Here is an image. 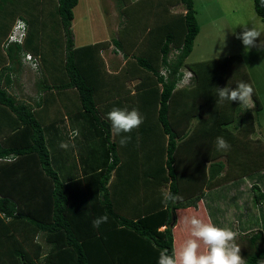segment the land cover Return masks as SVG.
<instances>
[{
  "label": "trees",
  "instance_id": "obj_1",
  "mask_svg": "<svg viewBox=\"0 0 264 264\" xmlns=\"http://www.w3.org/2000/svg\"><path fill=\"white\" fill-rule=\"evenodd\" d=\"M52 1V26L57 29L61 26L66 37L64 46L59 48L60 51L65 49L64 66L60 69L68 78L64 84L76 88L81 102V110L72 114L70 121L76 123L81 119L83 124L77 123L79 128L75 130L73 143H70L67 130L62 134L57 122L41 124L31 106L17 100L0 86V264H157L161 252H179L190 238V227L183 223V219L193 216L194 211L191 210L201 206L204 188L209 190L224 181L264 167V151L258 146L260 139L251 137L253 112L242 109L235 101H220L223 109L214 107L216 99L210 93L215 85L214 66L225 65L224 70L234 66L240 71L243 82L249 83L243 77L246 74L242 56L232 54L207 62H186L199 32V23L193 0H172L181 4L184 11L179 18L170 15L162 37L153 35L155 46L150 49L158 51V58L148 54L136 56L133 60L153 78V86L147 89L149 93L146 92L149 84L136 85V91L140 93L143 105L155 100L152 103L154 109L149 113L157 122L154 129H161L162 132L158 131L165 137L164 151L158 164L155 160L150 161L151 168L137 162L120 164L116 143L111 140L110 121L100 115L95 105V82L91 80V74L99 69L97 63H93L94 54L110 43L114 50H121L124 57L129 55L119 37L75 48L71 20L72 9L78 0ZM252 1L254 11L264 21V0ZM15 12L0 11V35L1 29L6 27L2 20ZM27 26L25 40L9 46L7 50L11 58L17 50L26 49L37 54L38 60L50 67L47 72L39 71L46 78L51 68H60L57 67V58H46L43 49L39 48L36 32L31 30L30 24ZM84 58L90 61L83 62ZM182 68H187L192 74L187 85H182L185 90L183 87L176 89L183 75ZM130 77H133L132 71L129 76H124L125 79ZM42 83L49 84L48 80ZM196 84L202 91V100L198 98L202 101L200 107L209 106L210 115L206 121L208 112L201 113L197 123L190 126V118L199 109V104L195 105L192 100ZM231 88L235 87L232 85ZM188 96L190 98L185 102ZM253 100L255 110H258L260 106L255 93ZM233 121L230 131L227 125ZM147 124L144 121L139 129L152 128ZM217 137H223L235 146H241L238 142H243V152L252 146L240 154H245L246 161L250 163L240 172L247 171L236 174L237 171L224 169L221 161L215 160L224 154L223 151H214ZM132 140H135L134 135L130 142ZM63 141L64 145L59 143ZM75 145L78 148L76 159L72 151ZM225 156L230 158V155ZM238 163L235 165L239 166ZM123 165L126 169H139V176L146 182H150L149 178L153 176L154 185L162 188L159 195L150 192L141 199L147 208L145 206V212L135 217L121 214L115 208L121 202L114 199L115 192H109L112 173L115 175ZM131 177L138 175H123L126 181ZM169 191L179 197L174 203L163 199V194ZM250 191L253 202L263 205L264 192L260 187L252 184ZM103 215L108 216V222L94 228L93 220ZM203 220L206 221V216ZM248 246L250 251L244 255L246 264H264V238L260 230L248 235Z\"/></svg>",
  "mask_w": 264,
  "mask_h": 264
},
{
  "label": "rangeland",
  "instance_id": "obj_2",
  "mask_svg": "<svg viewBox=\"0 0 264 264\" xmlns=\"http://www.w3.org/2000/svg\"><path fill=\"white\" fill-rule=\"evenodd\" d=\"M91 1L93 4L91 3ZM134 1L135 0H79L78 3H80V6L82 3V5H84V7L87 9L83 8V11L80 14L75 11L73 15L74 19L71 20L75 21L74 25H72L71 27L72 36H75L77 38L75 40V44L83 45L95 42L92 41V39L89 37L80 38L78 36L80 31L82 33L87 32L88 36H90L92 32H96L95 34L98 36V38L104 36V39L108 41L112 38H115V36L116 38L119 37L120 40H122L123 48L126 51L131 49L132 45L136 46V48H134V52L131 53L134 54V57H130L131 60H135L136 56H141L138 51H141L144 46H147L148 44L154 42L148 40V31L151 29L154 30V28L156 29L158 26L155 25H157L158 23L167 21L169 15L168 13H166L167 11H170L171 14L173 13V11H180L182 5L173 3L172 0H141L138 4H144L146 3V1L148 3L152 1H159V6H164L163 10H157L155 15H150L147 12L145 15H142V13L144 12V7H142L143 11L141 12L138 11V9L141 8L140 5H137L134 10L129 7L128 2L132 3ZM193 2L194 8L196 10L197 21L199 23V32L194 38L193 47L186 58V62H196L203 60L207 62L232 54H240L242 56L246 74H243V77H246L247 82L251 83L252 87L254 88L255 96L258 97L259 102L261 103L260 109H252V111L254 112L255 124L257 125V129H259V133L255 134V136L260 139V144L258 146L264 151V51L257 50V48L253 47L251 50L245 52L242 41L240 39H237L236 36V34L244 30V25H247V27H254L261 32L262 35L260 38H258V42L260 39L264 40V21H262L254 11L252 0H193ZM88 3H90L89 6L86 5ZM2 4L3 5H0V8L1 6H3L0 10L1 13H9V11L17 10L20 12L19 15L27 21L28 25L30 24L31 30L34 33L36 32V38L41 39V41H39V44L42 46L46 58L48 56V60L54 59V57L58 58V60L61 59V52L59 48L61 47V44H63L66 40V37L64 36L62 29L56 32L57 28H53L52 26L51 22L54 16V5L52 0H18V2L14 3H10L9 1L6 2V0H4ZM6 4H9L10 6L8 7ZM133 15L135 17H133ZM6 19L8 20V17H6ZM157 31L159 32L160 30L156 29L155 32ZM60 37L62 38V41L60 40ZM62 51L65 56V49L63 48ZM108 52H110L109 49H107L105 53L100 52V58L96 57L99 70L104 75H106V73L102 68L104 65L102 56L103 54H106ZM142 53L146 54L149 53V51L147 49ZM229 67L227 68L228 70H224L225 65H219L216 67L214 66L213 84L215 85L210 93H212V97L216 99L214 107L218 106L220 109H223V105L220 104V100L218 98V87L223 88L227 86L231 88L232 85L236 87L239 82H243L242 78L240 77V71H237L238 68H235L234 66L230 68ZM12 69H14V67H12ZM31 69L23 68L22 70L24 75L29 79V82L32 81L33 76L36 75L35 73L39 72V68ZM128 69L129 67L126 69V71H122L120 73L121 84H125L126 90H133V81H131L130 79L129 81L128 79L124 78V76H129L130 72H128ZM183 70L184 72L186 71L185 68H183ZM228 71L230 72L228 73ZM95 78L96 77H94L93 79L95 80ZM102 78L104 80V77ZM102 78L99 77V79L101 80ZM99 79L95 83L98 84ZM199 84H201V82ZM109 85L110 91L112 84ZM150 86L152 87L153 85L149 84L146 88V92L148 93L149 90L147 89H149ZM177 86L183 87L176 85V87ZM198 87L199 86L197 84L194 87L192 100L195 101V105L199 104V109L197 113H195L194 116L190 118V121L192 118H197L198 121L201 118L200 114L207 113L209 110V106L207 105H203V107H200L202 101L198 100V98L202 100V91L198 89ZM183 88L185 90V87ZM139 94L136 93L132 96V103H134L133 108H135L136 103L140 104L138 105L137 109L139 110V112H147L145 121L146 123L150 124L152 128H145L144 130L138 128L133 132L127 134L130 135L131 138L134 135L135 140H132L123 147L119 144L120 137L117 136V138H115L112 130L111 140H114V142L116 143L118 156L120 158V164L127 162H137L139 164L145 165V168L146 166H150L151 168L152 164L150 161L153 162L155 160V163L157 164L160 162L162 156L161 153L163 152L162 149L165 142L163 135L161 136L159 133V131L162 132L161 129H158L159 131L154 129L157 128V122L155 123L152 117H150V113H152L154 109L152 103H154L155 100H152L148 102V104L143 105L141 104V96ZM124 95L128 96L129 93L126 92V94ZM196 95L198 96L196 97ZM149 97L151 98V95H149ZM189 98L190 97L188 96L184 99V101L186 102V100ZM182 101L183 100H181V102ZM209 115L210 112H208L207 117H209ZM227 129L230 130V128L228 127ZM251 137L256 138L252 135ZM158 139H160L161 141H158ZM227 142L230 144V149L228 151H223V153L225 155H230V158L226 157L224 154L222 155V158H224L223 161L221 160L223 167L231 168V172L240 171L243 168H248L250 166L249 161H246L244 156L245 154L241 156L240 154L246 153L252 146L248 147L243 152V150L245 149L244 148L242 150V148L244 147L243 142H238L239 144H241V146H238V144L236 146L233 144L231 145V141ZM245 145L248 146L247 143ZM254 148L258 149L257 147ZM238 150H241V152L239 153ZM214 151H218L216 142ZM232 158L234 160H232ZM215 160H220V158H216ZM255 160H257V158H255ZM236 162H239V166L235 165ZM204 163L206 164V166H208L207 162ZM126 167H128V165H126ZM126 173L138 175V177H131L126 181L123 178V175ZM139 173V169H126L125 165L118 169L115 175L112 173V177L109 180V192H115V200L119 201L117 194H122L123 197L129 200L135 208H138L139 206L144 208L146 205L141 199H144V197L147 196V193L150 194V192H154L156 195H159L162 192L160 191L162 189L161 187L158 188L156 185H154L155 182L153 181H155V178H153V176L149 178L151 179L150 183L149 181L146 182L144 180L145 178L140 177ZM204 189L205 192L208 191L206 190V188ZM225 190L226 189H220L218 191V198L220 197L221 199H224L221 208L218 209L217 206H212L213 211L210 212V214L208 213L211 220L214 219L213 223H217V220L219 221L220 218H223L224 224H227V222H231V212H226L228 210L229 204L231 203L226 199L227 197ZM214 192L215 191L210 190L211 194H213ZM239 197L237 198L238 200H240ZM232 205H234V207L237 209V211L233 210L232 213H240L249 206L243 204L242 201H239V205H236L234 201H232ZM253 205L255 206V203ZM259 208L260 209H258V214L264 213V204L260 205ZM194 215L200 218L201 215L203 216V213H201V210L199 211L198 208L197 210H195ZM248 215L251 217L250 220L253 224L249 227L251 230H246L245 232L235 231L237 233L236 242L240 245L241 255L243 257L245 253H248L250 251V248H248V235L253 233V231H256V228L259 229L258 227L260 226V224L257 223L258 221H256L257 218L254 211H249ZM254 221L256 223H254ZM239 233H245V235L240 236Z\"/></svg>",
  "mask_w": 264,
  "mask_h": 264
},
{
  "label": "crops",
  "instance_id": "obj_3",
  "mask_svg": "<svg viewBox=\"0 0 264 264\" xmlns=\"http://www.w3.org/2000/svg\"><path fill=\"white\" fill-rule=\"evenodd\" d=\"M1 1V0H0ZM79 1V0H78ZM73 7L72 11H73V15L76 12H78V14H80L83 11L84 5L80 6V3H78ZM141 0H135L132 3L128 2L129 7H131L133 10L135 9V7L137 5H140L141 8L138 9L139 12L143 11L142 7H144V12L142 13V15H145L146 12L149 13L150 15H155L156 11H161L163 10V7L159 6V1H152V2H147L146 3H141L138 4ZM144 1V0H143ZM170 1V0H168ZM92 3V1H91ZM93 4V3H92ZM179 4V3H177ZM86 5H90V3L86 4ZM164 5V4H163ZM170 6V5H169ZM87 9V8H85ZM148 10V11H147ZM151 10V11H150ZM184 11L183 7H181L180 11H173V14H171L170 11H167L166 13H168V19H171L170 15H173L172 18H179V14L182 13ZM20 12L16 10V12L14 13L13 16L8 17V20L5 18V21L2 20L4 22V26L6 24V27L3 28V30L1 29V35H0V86L2 88H4L9 94H11L12 96H14L17 100L22 101L27 103L29 106H31V108L34 110V113L36 114L37 118L39 119L41 124H51V123H58V127L61 130V133L63 134L64 131L67 130V133L69 134V138L68 140H70V143H73V137L76 134V129L79 128V125L83 124V121L80 119L79 122L76 123H72L70 121V117L72 116V114H74L75 112H79L81 110V102L79 99V94L77 93V90L75 87H68L65 86L64 82L68 81L67 75L64 73V71L60 70L61 68H63V55L64 53L62 51L61 52V59L56 60L57 62V67L60 68H56V69H52L49 70L50 72H48L47 75V79L43 78L40 75V72H36L35 76H33L32 81L29 82V79L27 78V76L24 75L23 73V68H32L30 66V64L27 62L26 58H25V54L26 53H30L33 56L37 57V54L33 53L32 51L29 50H17L16 53H12V58L10 57V54L7 50V48L11 45L15 46V42H11L6 44V37L9 33V31L11 30V28L13 27L14 23L16 22V20L18 18L23 19L22 17H20ZM138 16V15H137ZM100 17V16H99ZM133 17H135L133 15ZM74 19V16L72 18V20ZM167 19V20H168ZM25 20V19H23ZM104 21V20H103ZM75 21H71V27L72 25H74ZM26 23V21H25ZM166 24V22L162 21L161 23H158L155 26H158L160 28H156L159 29L160 31L155 32V28L154 30L151 29L148 31V40L149 41H154L153 39V35H159L160 37L163 36L164 34V25ZM28 24L26 23V26ZM114 25V22H113ZM27 28L26 27V33L24 36V40L25 37L27 35ZM166 28V27H165ZM60 29H62V27L60 26L58 29H56L58 32ZM151 31V33H150ZM264 31V29H263ZM96 32H92L90 36H88V33H82L81 31L79 32L78 36L81 37H89L92 39V41H95L93 43H87V44H83V45H76L75 44V40L77 39L75 36H73V44L75 48H79L88 44H95V43H99V42H103L106 41V39H104V36L98 38V36L95 34ZM160 37H158L160 39ZM116 38V36H115ZM157 38V39H158ZM104 39V40H103ZM23 40V41H24ZM60 40L62 41V38L60 37ZM97 40V41H96ZM39 41H41V39H39ZM108 41V40H107ZM158 41V40H157ZM63 43V42H62ZM20 44V43H18ZM62 46H64V44H61V48ZM155 44L152 43L148 44L147 46H144L143 49L141 51H138L141 55L145 56L146 54H151L154 55L156 58H158V51L156 52V49H150L152 47H154ZM39 48H42V46L39 44ZM134 48H136V46L132 45V48L129 49L127 51L129 57H124L122 56L123 53L121 50L115 49L114 50V46L113 44H109L108 46L102 48L101 50H99L98 54H94L96 57L98 56L100 58L101 53H105V51H107V49H109L110 52L103 54L102 56V61L104 63L103 65V71L106 73V75L102 74L101 71L98 69L96 72L92 73L91 75V80L95 78L94 82L98 81L99 77H104V80L102 78L99 79L98 84L94 83L93 84V89H94V99H95V105L96 108L98 109V112L100 113V115L103 118H107V113L113 108V107H120V108H128L129 110H131L134 107V103H132V96L135 95L137 93L136 89H138V84H152L153 82V78L152 76L145 72L138 67L137 64H135L136 62H134L133 60L130 59V57H132L134 54H131L132 52H134ZM148 49L149 53H142L144 51H146ZM101 52V53H100ZM96 57L93 60V63L96 62L98 65V61L96 59ZM123 57V58H122ZM160 57V55H159ZM83 58V57H82ZM159 61V59H157ZM39 64L41 62V59L38 60ZM90 60H86L85 58L83 59V62H89ZM55 63V60H54ZM108 65V66H107ZM12 67H14V69H12ZM129 67L128 72L132 71L133 72V77L128 78V80L130 79L131 81H133L132 87L133 90H126L125 84H121V75L120 73L122 71H126V69ZM39 71H41V69H43L45 72H47V69L50 67H46L42 62H41V66H38ZM99 68V67H98ZM34 69V68H33ZM125 69V70H124ZM187 69V68H185ZM32 70V69H31ZM104 75V76H103ZM48 80L49 84H43L42 81ZM129 80V81H130ZM111 85V90L110 89V85ZM186 86V85H185ZM176 89H180V87H176ZM129 93V95H124ZM258 99V97H257ZM119 101V102H118ZM184 102V101H182ZM221 105H223L222 103H220ZM258 104H259V109L261 108V103L259 102L258 99ZM135 108L137 109L138 107V103L135 104ZM131 106V107H130ZM219 108V107H218ZM242 108V106H241ZM220 109V108H219ZM243 109V108H242ZM255 109V108H254ZM250 111H252V109H250ZM240 114L243 112L242 110L239 111ZM253 112V111H252ZM140 114L144 117V121L146 119V114L142 111H140ZM254 114V112H253ZM202 116V114H201ZM239 114L236 115V118H238ZM206 121L209 120L207 117V115L205 116ZM78 123V124H77ZM195 123H197V118H192L190 121V126L194 125ZM233 122H231L229 125H227L230 130L233 129ZM73 125V126H72ZM208 125L209 122H208ZM90 128V127H88ZM76 130V131H75ZM257 130V132H256ZM215 131H218V128L215 129ZM222 131V130H221ZM259 129H257V125L255 124V118H254V131L252 133L253 137H256L255 134L259 133L258 132ZM226 133V132H224ZM65 134V133H64ZM215 135V133H214ZM115 138H117V136H114ZM165 138V137H164ZM258 138V137H257ZM158 141H161L160 139H158ZM85 143V141H83ZM165 142V139H164ZM60 144L65 143V141L63 142H59ZM59 143H55V145H58ZM164 147H165V143L163 146L162 151H164ZM77 146H73L72 151H73V155L76 159L77 155H78V150H77ZM220 158V161L224 158L221 157H217ZM225 169V168H224ZM248 169H245V171H247ZM245 171H237L235 172L236 174H241L244 173ZM252 184H257L260 189L264 192V167L251 172V173H247V174H242L241 177H237L234 179H230L227 181H224L223 183H220L219 185H216L215 187L210 188L211 191H215L213 194L210 193V190H208L207 192H204L203 196L201 197V206L198 207L199 211L201 210V213H203V216L201 215V219L204 216H206V221L208 222H212L214 221V219L211 220V218L209 217L208 213L210 214V212H212V206H217V208H221V206L223 205V200L220 197L218 198V191L221 189H226V199L228 200V202H230L231 204H229L228 206V210L226 212H231V222L227 224H224L223 218H220V220H217L216 224L217 226L220 227H229L231 228L233 231H246V230H251L249 227L252 224L251 220H250V216L249 211H254L256 218L258 221L257 223L260 224V226L258 227L259 229L256 228V231L260 230L262 232V236L264 238V213L258 214V209L259 205L255 203V206L253 205V199H252V193L250 191V186ZM207 193V194H206ZM215 195V196H213ZM240 195V197H239ZM119 202H121V204H118V206H116L115 208L123 215L128 216V217H135L138 216L140 214H143L147 208H144V210L140 209L141 206H139L138 208H135L133 206L132 203H130L129 200L124 199L122 194H118L117 195ZM240 198V200H238L237 198ZM236 200V201H235ZM232 201H234V203L236 205H239V201L243 204L249 205L246 209H244V211L240 212V213H232L233 210L237 209L234 207V205H232ZM245 201V202H244ZM247 202V203H246ZM251 202V203H250ZM253 205V206H252ZM251 206V207H250ZM193 209L191 211L197 210ZM138 209H140V212H138ZM187 211V210H186ZM188 214L189 212H185V214ZM182 214V213H181ZM234 214V215H233ZM260 215V216H259ZM235 219H233V218ZM229 219V218H228ZM254 223H256L254 221ZM258 224V225H259ZM253 231V232H256Z\"/></svg>",
  "mask_w": 264,
  "mask_h": 264
},
{
  "label": "clouds",
  "instance_id": "obj_4",
  "mask_svg": "<svg viewBox=\"0 0 264 264\" xmlns=\"http://www.w3.org/2000/svg\"><path fill=\"white\" fill-rule=\"evenodd\" d=\"M261 35L256 28H249L247 25H244L242 32L236 34L237 39L242 41L245 52L253 47L264 51V40L260 39L258 42ZM181 70L183 75L190 72L188 69H185V72L183 68ZM177 85L187 84L178 82ZM217 94L220 101L238 102L244 110L255 108L254 88L249 83L239 82L235 88L218 87ZM107 119L110 121L113 135L120 137L119 144L122 147L131 140V136L127 134L138 129L144 122V117L136 108L129 110L113 107L107 113ZM216 147L218 151H228L230 144L223 137H217ZM163 199L165 202L174 203L179 197L169 191L163 194ZM107 222V215L97 217L93 220V227L99 228L101 224ZM183 223L190 227V238L184 242L179 252L173 251L172 254L161 252L157 264H246L241 255L240 245L236 242L237 233L231 228L217 226L195 215L184 217Z\"/></svg>",
  "mask_w": 264,
  "mask_h": 264
},
{
  "label": "built area",
  "instance_id": "obj_5",
  "mask_svg": "<svg viewBox=\"0 0 264 264\" xmlns=\"http://www.w3.org/2000/svg\"><path fill=\"white\" fill-rule=\"evenodd\" d=\"M25 27H26L25 22L22 19H17L6 37V44L11 42L21 43L25 36V32H26ZM25 58L32 68H38L39 61L37 57L33 56L30 53H26ZM191 76L192 74L190 72L185 73L180 79L179 83L187 84Z\"/></svg>",
  "mask_w": 264,
  "mask_h": 264
}]
</instances>
